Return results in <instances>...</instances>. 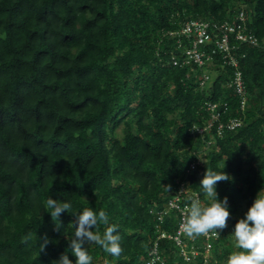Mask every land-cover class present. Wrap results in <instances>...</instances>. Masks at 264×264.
<instances>
[{"label": "trees", "instance_id": "obj_1", "mask_svg": "<svg viewBox=\"0 0 264 264\" xmlns=\"http://www.w3.org/2000/svg\"><path fill=\"white\" fill-rule=\"evenodd\" d=\"M241 7L264 38V0H0V264H52L82 207L106 211L121 234L119 256L88 245L92 264H145L156 242L164 264H226L235 249L225 238L264 188V49L241 51V127L222 137L212 127L204 149L192 127L208 123L206 102L227 104L222 122L241 114L227 86L233 70L217 68L201 88L200 70L172 65L166 34ZM199 150L205 164L189 173ZM207 170L229 176L217 192L230 218L210 252L197 237L200 254L186 262L173 241L157 239L175 234L178 215L159 222L156 212L181 183L206 203ZM50 196L72 204L59 221Z\"/></svg>", "mask_w": 264, "mask_h": 264}, {"label": "built area", "instance_id": "obj_2", "mask_svg": "<svg viewBox=\"0 0 264 264\" xmlns=\"http://www.w3.org/2000/svg\"><path fill=\"white\" fill-rule=\"evenodd\" d=\"M174 41V51H171V63L177 67H192L200 70L199 86L206 87L211 82V72H216L221 66L229 67L233 70V76L227 83L239 99L240 116L228 118L222 122V117L227 112V104L205 103V109L209 113V121L204 126L192 127V132L202 139L205 148L210 149L211 129L216 126L215 133L222 137L225 131H235L241 127L245 118L244 111L247 106V94L242 71L239 68V61L244 55L241 53L243 47L263 48L264 38L259 39L249 29V17L243 7L237 10L232 18L220 22L208 21L202 18L187 20L182 23L176 31L166 34ZM209 135V139L205 138ZM203 151H193L194 159L189 164V173L197 166H204L205 160L202 158ZM190 188L185 183H181L176 194H174L166 203L164 208L156 212V218L159 222L163 217L176 213L178 215L177 229L174 235H169L161 231L158 240L168 239L174 242L179 250L183 261H190L200 254L199 246L195 241L200 238L205 244V254L210 252V242L216 240L218 236L208 234L200 235L195 238H188L179 229L182 220V213L186 211V205L190 203L191 198H196L197 192H190ZM145 264H164L159 251L158 242H156L149 253V259ZM206 264V262H205Z\"/></svg>", "mask_w": 264, "mask_h": 264}, {"label": "clouds", "instance_id": "obj_3", "mask_svg": "<svg viewBox=\"0 0 264 264\" xmlns=\"http://www.w3.org/2000/svg\"><path fill=\"white\" fill-rule=\"evenodd\" d=\"M222 180H229L224 172L207 170L203 175L200 189L207 202H202L199 195L191 198L179 225L180 231L188 238L208 234L219 236L217 229L222 230L227 226L230 218L229 200L227 196L220 198L217 192V182ZM46 206L51 209L49 213L56 220L62 212L72 209L70 202L59 201L51 196L47 199ZM72 215L75 217V231L68 240L67 251L59 259L52 261V264H92L93 257L88 250V245L92 243L101 246L113 257L121 254L119 226L110 222L106 211L97 212L91 207H82L74 210ZM99 224L104 225L102 233L97 230ZM231 236L235 250L228 255L226 264H264V188L257 193L243 217L233 225ZM47 243L45 238L41 249ZM69 253L75 257L74 260L69 258Z\"/></svg>", "mask_w": 264, "mask_h": 264}, {"label": "rangeland", "instance_id": "obj_4", "mask_svg": "<svg viewBox=\"0 0 264 264\" xmlns=\"http://www.w3.org/2000/svg\"><path fill=\"white\" fill-rule=\"evenodd\" d=\"M242 2V1H241ZM240 4H242V3H240ZM211 78H213L215 75H216V72L214 73V72H211ZM225 237H226V235H225ZM226 239H228V242L229 243H233V238H232V236H231V234L230 233H228L227 234V237L225 238V240ZM212 251V250H211ZM96 264H101V263H99V260L96 262Z\"/></svg>", "mask_w": 264, "mask_h": 264}]
</instances>
